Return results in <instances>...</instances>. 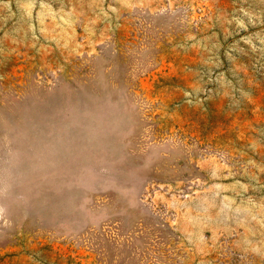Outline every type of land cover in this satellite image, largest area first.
Here are the masks:
<instances>
[{"label":"rangeland","instance_id":"374dc122","mask_svg":"<svg viewBox=\"0 0 264 264\" xmlns=\"http://www.w3.org/2000/svg\"><path fill=\"white\" fill-rule=\"evenodd\" d=\"M0 264H264V0H0Z\"/></svg>","mask_w":264,"mask_h":264}]
</instances>
